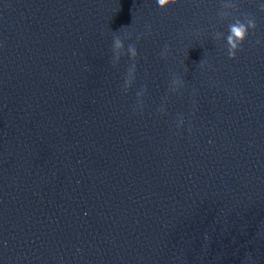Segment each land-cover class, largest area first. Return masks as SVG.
Returning <instances> with one entry per match:
<instances>
[{
  "label": "water",
  "instance_id": "obj_1",
  "mask_svg": "<svg viewBox=\"0 0 264 264\" xmlns=\"http://www.w3.org/2000/svg\"><path fill=\"white\" fill-rule=\"evenodd\" d=\"M260 4L0 0V264H264Z\"/></svg>",
  "mask_w": 264,
  "mask_h": 264
},
{
  "label": "clouds",
  "instance_id": "obj_2",
  "mask_svg": "<svg viewBox=\"0 0 264 264\" xmlns=\"http://www.w3.org/2000/svg\"><path fill=\"white\" fill-rule=\"evenodd\" d=\"M156 3L160 7H165L168 4L176 3V0H156ZM259 9L264 11V4L259 5ZM256 28V21L254 18L248 19L247 22L242 20H237L229 26V33L226 37V42L228 45L227 55L230 59L235 58L237 52L241 49V46L245 39L249 36V30ZM259 43V41H257ZM113 46L115 49L121 48L122 42L119 39L113 41ZM133 55L135 51L133 50ZM202 66V65H201ZM183 121H181L182 123Z\"/></svg>",
  "mask_w": 264,
  "mask_h": 264
}]
</instances>
